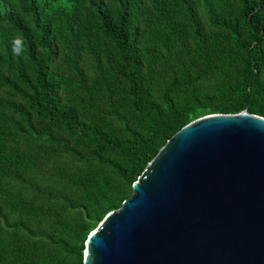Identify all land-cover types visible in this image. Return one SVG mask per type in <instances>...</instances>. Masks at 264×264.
Returning <instances> with one entry per match:
<instances>
[{
  "label": "trees",
  "instance_id": "obj_1",
  "mask_svg": "<svg viewBox=\"0 0 264 264\" xmlns=\"http://www.w3.org/2000/svg\"><path fill=\"white\" fill-rule=\"evenodd\" d=\"M243 110L264 0H0V264H84L176 132Z\"/></svg>",
  "mask_w": 264,
  "mask_h": 264
},
{
  "label": "water",
  "instance_id": "obj_2",
  "mask_svg": "<svg viewBox=\"0 0 264 264\" xmlns=\"http://www.w3.org/2000/svg\"><path fill=\"white\" fill-rule=\"evenodd\" d=\"M84 264H264V116H200L87 241Z\"/></svg>",
  "mask_w": 264,
  "mask_h": 264
},
{
  "label": "clouds",
  "instance_id": "obj_3",
  "mask_svg": "<svg viewBox=\"0 0 264 264\" xmlns=\"http://www.w3.org/2000/svg\"><path fill=\"white\" fill-rule=\"evenodd\" d=\"M13 53H14V54H19V53L17 52V50H16L15 47H13Z\"/></svg>",
  "mask_w": 264,
  "mask_h": 264
}]
</instances>
